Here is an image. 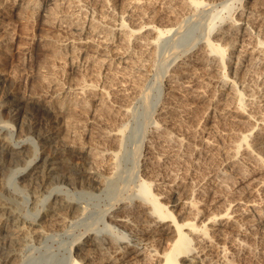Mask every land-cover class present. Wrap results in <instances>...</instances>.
I'll use <instances>...</instances> for the list:
<instances>
[{
    "label": "bare ground",
    "instance_id": "1",
    "mask_svg": "<svg viewBox=\"0 0 264 264\" xmlns=\"http://www.w3.org/2000/svg\"><path fill=\"white\" fill-rule=\"evenodd\" d=\"M205 1L129 0L126 5L123 1L122 10H118L120 8L116 5L119 0H28L26 5L29 8L42 14L43 18L45 16V20L65 33V42L63 41L55 50L61 53L67 51L72 65L79 58L93 60L95 56L87 54L86 46H89L95 37L102 35L104 39L98 44H93L94 50L100 52L109 50L111 46L117 47L120 60L118 63L115 61L117 65L115 66L120 69L110 70L112 75L107 84L100 86L87 79L77 80L66 85L65 89L61 86L57 88L64 90L43 97L34 93L18 96L15 90L5 89L2 83L6 74L0 69V113L8 110L15 121L21 119L17 132H14L17 133V140L24 142L22 146L19 142H15L18 146L10 142H0V176L3 175L4 167L15 162L11 156L22 151L19 149L15 152L14 149L25 145H30L35 151L33 150L34 154L30 160L26 159L28 163H24V166L17 170V174L21 181L25 180L21 175L27 176L26 180L29 177L31 180L29 182L33 185L36 183L38 185L36 188L39 189L45 186L47 177H52L51 172L59 168L61 165L57 164L59 161L80 170L94 180L95 184L102 176L100 168L102 165L106 166L109 173L113 172L119 151L125 144L123 130L126 125L121 120V124L118 121L119 125H116L114 120L117 122L119 117L122 120H125L126 116L131 117L129 116L132 112L131 106L125 101L130 97H136L134 94L131 95L126 84L129 79L126 76L130 74L125 75L128 71L123 70H128V66L137 65L138 68L142 66L140 59L145 58L148 52L153 53L151 51L154 49L156 51L160 39L172 30L178 29ZM156 3L160 5L158 10L155 9ZM255 5L244 7L239 17L234 20L223 19V26L220 24V28L215 32L213 24L204 39H199L181 62L171 69L170 84L165 95L166 100L163 99L165 101L163 107L155 112L154 119H151V116L147 117L148 120L145 118L146 130L140 144L146 149L140 154L144 160H141L142 163L138 161L141 163V166L139 163L141 182L139 188L135 190L137 193L133 191L127 195L124 192L119 193L116 203L114 202L106 212L105 222L102 221L104 227L92 225L93 227L80 237L77 243L80 247L76 249L78 255L72 254L70 264H149L151 261L153 264H264V173L259 174L262 168L260 172L247 168L249 162H256L259 164L258 167H264L262 151L264 146L261 144V136L264 133L259 134L264 129V113L258 111L259 108L262 110L261 106L258 109L254 107L261 101L259 96L262 95L259 94L257 97L260 100L257 104L252 105L249 102L251 105L246 106L247 93L257 92L247 91L246 83L243 84L244 79L242 82L239 81L236 73L244 66L242 65L244 61L245 64L248 61L253 65L264 62L262 37L264 0L255 1ZM257 6L263 11L256 9ZM98 10L103 13L100 14ZM195 17L196 15L194 19ZM3 36L4 34L0 37V46L5 40V38L2 40ZM232 57L235 59L233 66L236 72L234 75H228L224 70L227 59ZM96 59L102 66L109 65L105 57ZM197 65L212 66L219 71L217 78L219 85L224 89L228 88L226 95L230 94L229 98L232 97L236 101V105L234 104L236 108L233 107V111L245 113L246 118L238 119L235 115L236 120L250 125L245 130L236 131L234 138L227 139L228 135L222 136L224 146L221 150L215 147L216 143L221 141H217L218 138L216 140L213 132L197 133L196 130V133H192L184 127L185 121L182 119L181 123L178 116L181 114L184 116V113L194 110L188 102L189 99L202 96L203 88L194 74ZM62 93L63 99L59 98L61 103L56 104V97ZM221 99L225 98L218 100ZM92 105L95 107L91 110L92 115L88 117L87 113ZM70 109L75 111H71L69 115L67 112ZM225 109H228L227 105ZM29 111L32 113L31 116L27 115ZM102 112L112 113L113 117H117L115 119L111 117L116 126L109 125L103 117L105 113L102 115ZM88 123H91L90 129H86ZM62 125L66 129L70 128L72 138L67 137L65 133L61 135ZM231 125L233 127V124ZM32 133L37 134V139L33 142L30 135ZM86 135L89 142L84 144L81 141ZM47 145L52 148L49 158H44L42 164H37L34 161L40 154V148ZM215 148L217 152H214ZM185 158H190L197 168L201 166L199 161H211L210 165H207L209 166L207 173L203 171L206 169L202 170L206 175L202 176L200 173L203 178L190 183V180L179 174L182 160ZM187 170L189 168H186V173ZM53 193V190L48 191L44 201L43 198L40 200L47 203ZM60 195L59 191L56 192L53 203L48 202L52 210L49 211L51 223H61L74 208L76 211L80 208L76 207V200L65 198L63 194L62 198ZM2 202H0V264H7L13 262L18 255L13 243L19 237L10 234V230L16 235L17 232L27 229L25 221L33 224L42 222L36 218L27 219ZM29 230L32 236L39 232L34 227Z\"/></svg>",
    "mask_w": 264,
    "mask_h": 264
},
{
    "label": "rangeland",
    "instance_id": "2",
    "mask_svg": "<svg viewBox=\"0 0 264 264\" xmlns=\"http://www.w3.org/2000/svg\"><path fill=\"white\" fill-rule=\"evenodd\" d=\"M123 1H125V5H126V3L129 0H119V2L116 5L117 8H120L118 10H122L121 5ZM255 1L257 2L258 0ZM255 1L254 0H211L210 2V0H206L205 3L201 4L198 10H196V12L199 13L198 15L195 12L193 15H191L192 17L188 16L187 19H185L186 22L184 20L180 25V27H178V29L172 30L170 33L165 34L160 39L159 43L156 45V51L154 49V51H151L153 53L148 52L147 54L148 57L145 56L146 59L144 57L140 59L141 62L140 61L139 62L143 64V65L141 64L142 66H139V68L137 65L135 66L133 65L130 67L128 66L127 67L128 70H123V71H128V73L126 72L125 75H129V74L131 75V76L130 75L126 76L127 79L129 78L126 81V84L130 88L131 95L134 94L136 96L134 98L132 97L133 99L130 97L128 100L125 101L128 105L131 106L132 112L129 114V116L131 117L126 116L124 118L125 120H122L120 117L119 118L113 117L112 113L109 114L108 112H102V115L105 113L103 117L106 118L107 123L109 125L110 124L111 125L113 124L114 126H116L117 124L119 125L120 120L121 122L123 121V124L124 123L126 124L124 125V130H123V134H124L123 138L125 144L122 146L123 149L121 148L119 151L115 170L109 173L110 171L106 169V166L102 165L100 167L102 169L101 170L102 172L99 170L102 176L101 178H98L97 181H95L96 184L94 183V180L90 179L80 170L76 169L75 167L74 168L71 166L69 167L67 163L65 164L63 161H59V163L57 164H61L60 165L61 167L58 165L59 168L54 169L51 172L53 174L52 177L46 178V184L45 186H43V188H40L41 189L40 190L39 188H36V186H38L36 185V183H34L35 185L30 183L31 180L29 179V177L26 180L27 176L21 175L22 179L23 177L25 179L21 181V179L19 178L20 176L17 174V170L22 168L24 166V163L25 164L28 163V160L32 158L31 156H33L35 149H33V147H31L30 145H25L22 148L18 147L14 149L15 152H18L19 149L22 151L20 154L17 155L15 154L11 156L13 160H15V162L14 163L12 162L8 167L3 168L2 171L3 175L1 174L2 176H0V198L2 197L0 199L1 200L0 202L3 201L2 203H6L5 204L6 206L12 207L19 214H22L27 219L32 220L33 218H36L42 223L33 224L31 222L25 221V227L27 229H24L21 232H17L16 235L15 232H12V230H10L11 231L10 234L19 237V239L18 240L15 239V242L13 243V246L14 248H16L18 255L13 260V262L10 261L7 264H70L71 263L72 254L76 253L78 255L76 249L80 247V244L77 243L79 242L80 237L85 234L84 232L88 231V229L92 228L93 226L99 225L101 227H104L103 222H105V219L107 218L106 212L109 208L112 207L111 205L114 204V202L116 203L120 194L121 193L123 194L124 192V194L127 195L129 194V192L132 191L136 192L135 190L139 188L141 182L140 181L141 172L139 171L140 169L139 163L140 162L142 163V161L144 160V157H142L140 154H143V151L146 149V147H142L141 146L142 144H140L141 142H143L142 138L146 130L145 122L149 119V118L147 119V117L151 116V119H154L158 109L160 111L161 107H163L165 102L164 100H166L165 95L167 93L168 84H170L169 78L171 71L176 67V65L179 64V61L181 62V60L185 57V54L188 52V50L190 51L194 48V45L199 39L202 38L204 39V37L209 32L213 24H215L213 30L215 32L220 28L219 26L221 25L223 26L222 24L223 19L224 20L236 19L237 17H239L240 12L243 11L244 7L246 6L255 7L256 6ZM20 3H22V5ZM27 3L28 0L27 2L26 0H0V20H1L0 37L4 34L2 40H4L5 38L3 45L0 46V69H2L6 74V78H4V81L2 83L5 89H9V90L11 89L13 91L15 90L14 92L16 93V95L18 94V96L34 93L38 96L41 95V97H43L46 95L48 96L49 94H52L54 92H60L66 85L75 83V81L77 80L87 79V81L95 82L100 86L103 85L104 83L107 84L108 80L110 79V76L112 75L111 71L114 70V68L120 69V67H116L117 66L116 63H118V61L120 60V57L118 58L120 52L117 47L111 46L109 50H104V51L102 50L100 52H96V50H94L95 46H93V44L94 43L98 44L100 41H102V39H104L102 35L95 37L94 38L95 40H93V42L89 46H86V49L84 48L87 54L89 53L93 57L95 56L93 59L94 61L93 60L87 61L86 59L84 60L82 58H79V60L78 59L76 60L77 63L75 62V64L72 65L68 58L67 51L64 50V52L61 53L55 50L56 47L62 45L63 41L65 42V38H66L65 33H63L57 27L51 25L47 20H45V16L43 18L42 14H39L38 12L36 13L35 11H33L34 9L32 10L31 7L29 8V6L26 5ZM159 7L160 5L158 3L155 6V9L158 10ZM256 9H259V11H263V9L260 6L259 7L257 6ZM98 11L101 12V13L99 12L100 14L103 13L101 10ZM195 15L196 17L194 19ZM262 37L264 38V33ZM6 40L8 42H6ZM149 55H151V57ZM96 57L107 58L109 64L108 66L110 65L111 66L108 67L105 65L103 66L100 65L99 63L96 62L97 60ZM228 59L224 72L227 73L228 75H234V73L236 72L235 66H233L234 57H232V59L231 58ZM242 65L244 66L243 67L241 66V68L237 70L238 72H236L239 81L241 80L242 82L244 79L245 82H243V84L246 83L245 85L247 87V91L251 90L253 92L255 91L257 92L254 94L251 92L252 97H250L251 96L250 91L249 93H247V95L245 96V98L247 97L245 99L246 106L249 107L251 104L252 105L257 104L261 100L258 103L259 105L257 104L254 107L258 109V107L261 106L262 110L261 108H259L258 111L260 110L259 112L262 111V113H264V108H263L264 107L263 105L264 75H262L264 72V62L261 64L257 63L256 65H253L248 61L245 64L244 61ZM132 68H134V70ZM196 68L194 69L195 71L194 74L196 78L200 81L201 87L203 88L202 89L203 97L194 96L191 99H189V101L187 100L189 104L193 107L192 109L194 110H191V112L189 113H184V116L183 114H181L182 116L178 115L180 118L178 116L177 118L181 119L180 121L181 123L185 121V123H183L184 127L187 130L191 131L192 133H194L196 130L197 133L205 131L206 133L211 134L213 132L214 134L212 133V135H215L216 140L218 138L217 141H221V142H217L216 143L217 145L215 147L221 150V148H223L224 146L223 143L224 139L221 140L222 136L226 137L228 135L227 139H229L230 137L234 138L236 137L234 136L236 134V131L245 130V128H248L250 125L249 123L247 124V122L240 123L238 122V120H236L237 119L236 117H238V119L240 117H245V113L244 112L238 113L236 111H233L234 108H236L234 107L236 105V101L232 97L229 98L230 94L226 95L227 92L229 91L228 88L224 89L219 85V82L217 81L219 71L213 68L212 66L205 67L203 65L202 66L197 65ZM132 73L134 75H132ZM137 75H138V79H137ZM135 77L136 79H132ZM57 84H59V86H57ZM60 86L63 88L60 90L57 89ZM248 86L250 89L248 88ZM249 94L250 96H248ZM259 94L262 96H259ZM63 96L64 94L62 93L59 94L58 98L56 97L57 99L55 100L57 101L56 104L61 103ZM258 96L260 97V100L259 98H257ZM196 97H198V99H195ZM219 97L225 99H221L222 100L221 102V100H218L220 99ZM59 98H61V100H59ZM226 105L230 111L228 109H225ZM229 105L230 107H228ZM94 107L95 106L92 105L90 111L93 110ZM231 107L234 108L232 109ZM68 111L69 112L67 113L70 115L75 110L70 109ZM90 111H89L90 114L87 113L88 117H90L93 113L92 111L91 112ZM9 112L10 111L5 110L4 112L2 111L0 113V142L2 143L10 142L11 144H15L16 146L18 145L15 142H19L21 143L20 146H22L24 142L17 140L18 136L16 133L17 127H19V124L21 123V119H17L15 121L11 117V112L10 113ZM148 113L149 115H147ZM241 113H243V115ZM28 114H30V111L29 113H27V115ZM106 114L108 116V119ZM31 115L32 113L28 116ZM111 117H113L114 119L117 118V122L116 120L112 119L114 120L116 125L111 120ZM126 118H128L127 123H126ZM89 124L91 125V123L86 124V129L91 128ZM231 124H233V127L235 128H233ZM63 126L64 125L60 127L61 135H64L65 133L67 134L66 135L67 137L72 138L73 136H71L72 131H70V128L67 127L66 129V127ZM234 129L237 130L234 131ZM67 130L70 132L68 133ZM227 131L229 132L231 131V132L229 133ZM260 132L262 133L259 134H263L264 129H262V131ZM36 133L30 134L32 135L33 138L32 142L33 140L37 139ZM229 134L233 136H230ZM84 137L85 136H83L81 142L87 144L89 142V137L87 135H86L87 138ZM261 138H262L261 144L264 146L263 144L264 134L261 136ZM83 139H85L86 143ZM216 148L214 152H217L219 150V149L217 150ZM51 151L52 148H50V145H47L45 148H40V154L34 162H37V164L38 163L42 164L44 158L47 159L49 158L48 155L50 156ZM262 151L264 154V147ZM139 156L141 157V159H139L140 158ZM185 159L187 161H185ZM185 159L182 160L181 171L179 170L180 171L179 174L185 176L188 181L190 180V183H192V181H198L199 179L203 178L201 177V175L202 176L206 175L204 174V172L207 173L208 170L207 167H209L207 165H210L211 161L209 162L199 161L200 162L199 165L201 166L198 165L199 166L198 169L197 167H195V165H193V162H191L192 160L190 158H185ZM52 160L53 158L50 159V161ZM138 161L140 162L138 163ZM204 162L206 163V165ZM254 163L256 162H252V163L249 162L247 168L255 172L256 171L260 172L262 168V171L259 174L262 173L263 175L264 167L259 166L260 167L259 168L258 167L259 164L256 163L257 164L256 166V164ZM57 164H54V166ZM49 165L51 166L50 163ZM185 167L189 168V170H187L188 173H186ZM163 171L164 170L161 171V175L164 174ZM196 173L198 174V177H196L197 176ZM189 174L191 175L189 176ZM126 183L130 184L131 186L127 185ZM133 185L136 187H134ZM125 189L128 192L125 191ZM51 190L54 191L53 195L50 197L47 203L43 202L44 196L46 198L47 196L46 193ZM58 191L61 195L63 194L65 198L76 200L77 203L75 205L77 208L79 207L80 208L77 209V211L74 208L71 212L68 213L67 219L63 220L61 223H51L50 220L52 219V217L50 215V212L52 210L49 207L55 200V195L56 192ZM130 194H134V193H130ZM63 196L61 197L64 198ZM40 199H42L43 201ZM48 202L50 203L52 202V203L50 204ZM46 208L48 210L45 211ZM75 215H77V217H74ZM10 225L12 227H15V225H13L12 223H10ZM31 227L36 228L39 232L35 233L32 236L31 235L32 232L31 230H29ZM151 262L149 264H153Z\"/></svg>",
    "mask_w": 264,
    "mask_h": 264
}]
</instances>
